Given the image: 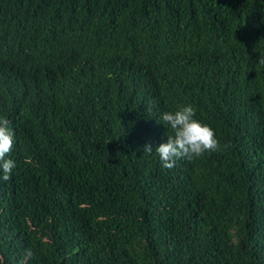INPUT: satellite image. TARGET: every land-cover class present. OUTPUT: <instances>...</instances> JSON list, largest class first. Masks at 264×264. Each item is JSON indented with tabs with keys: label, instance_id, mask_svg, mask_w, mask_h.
I'll list each match as a JSON object with an SVG mask.
<instances>
[{
	"label": "trees",
	"instance_id": "trees-1",
	"mask_svg": "<svg viewBox=\"0 0 264 264\" xmlns=\"http://www.w3.org/2000/svg\"><path fill=\"white\" fill-rule=\"evenodd\" d=\"M182 103L219 148L168 169ZM0 116V264H264V0H0Z\"/></svg>",
	"mask_w": 264,
	"mask_h": 264
},
{
	"label": "clouds",
	"instance_id": "clouds-1",
	"mask_svg": "<svg viewBox=\"0 0 264 264\" xmlns=\"http://www.w3.org/2000/svg\"><path fill=\"white\" fill-rule=\"evenodd\" d=\"M170 134L153 146L145 142L143 151L155 153L163 167L171 169L181 160H191L205 152L219 148V140L211 125L196 117L191 103H182L174 109L159 112L156 118ZM15 130L6 116H0V180L11 178L16 160L9 153L14 149Z\"/></svg>",
	"mask_w": 264,
	"mask_h": 264
},
{
	"label": "bare ground",
	"instance_id": "bare-ground-1",
	"mask_svg": "<svg viewBox=\"0 0 264 264\" xmlns=\"http://www.w3.org/2000/svg\"><path fill=\"white\" fill-rule=\"evenodd\" d=\"M60 112V111H59ZM61 113V112H60Z\"/></svg>",
	"mask_w": 264,
	"mask_h": 264
}]
</instances>
